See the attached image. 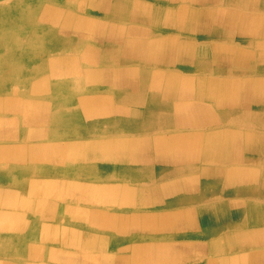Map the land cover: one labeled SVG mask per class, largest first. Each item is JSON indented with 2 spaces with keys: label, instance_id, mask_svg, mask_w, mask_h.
I'll return each mask as SVG.
<instances>
[{
  "label": "bare ground",
  "instance_id": "bare-ground-1",
  "mask_svg": "<svg viewBox=\"0 0 264 264\" xmlns=\"http://www.w3.org/2000/svg\"><path fill=\"white\" fill-rule=\"evenodd\" d=\"M194 1L198 3L207 2V0ZM230 1L231 3L233 1L235 5L239 3L249 6L256 4V0ZM101 6L102 5L95 6L97 9H95V7H92L93 9L90 8L88 14L93 10L95 12L99 11ZM130 7L131 11L126 15L127 17H130L131 20L142 18L147 19V17L151 18L149 15L136 13L135 4L132 5L130 3ZM181 8L183 9L184 14L189 15V18L191 19L198 14L197 11L184 6L180 7V10H177L176 6L167 9L162 25H164L168 31H174L175 29L180 31V28L183 25ZM239 9V7H235L234 12L228 19L212 14L206 16L203 15L199 19L205 17L206 19L204 20H206L207 23H222L225 24L226 28L227 26H231L229 27L231 29H223L221 31L223 34H237L240 37H244L245 40L248 39V35L260 37L264 30V23H262V19L259 18L262 16L245 14L240 18V15L238 14ZM87 15L84 17H79L77 15L75 18L73 10H68L67 8L64 10L60 9L58 12L56 9L50 10L47 15V20L52 26L46 31V36L51 37L55 35L56 31L59 29L70 28L79 35L80 31L84 29V27H87L89 29V33H87V35L90 36L89 39H93L95 34H98L100 35L102 43L105 44V47L108 44L115 45L116 42L118 43V38L114 31L110 30L108 31L109 33L106 32V29H104L105 27L101 26V22H98V25L93 27L96 24L93 23V21H90L91 18H86ZM169 16L172 17L171 20H168ZM23 18L26 21L29 20L26 14H23ZM151 20L158 22L159 17L155 18L153 16ZM30 23H32L31 20ZM33 23H35L34 20ZM190 25L192 27L196 26L195 23ZM192 27L186 29L184 32L191 33ZM238 28L242 29L238 31ZM71 33L69 34L66 32L63 37L70 38L72 37ZM185 43H190V45H185ZM74 45L75 44L72 45V48L74 49L80 47V45ZM165 46L173 47V50L169 51L166 55L163 52ZM190 47L192 49H189L190 51L187 52ZM82 48L83 51H86L84 47ZM108 49H110V51L106 57H104L105 61L113 59L114 56H116V58L120 57L119 55L121 52L113 55L114 49ZM144 49L148 51V55L144 54ZM125 51L126 54H124L126 56H124V58L127 62H129V60L133 61L140 59V57H148L147 60L152 61L154 64H158L164 60L171 61L175 59L185 62L188 66L195 68H203L205 64L199 62L194 65L192 58H196L199 53L210 54L213 61L220 64L219 66L223 72L232 71L241 76H238L237 79H230L223 77L215 78L213 75L207 78L193 77L189 75L188 79L191 80V84L194 86V90L191 93L192 95H189L187 94V90L171 84L172 82L169 81L168 75H166L165 72H162L161 75L157 74L158 77L153 76L150 72L147 75L138 73V77L141 76L139 79L137 78V75L133 73V77L138 80L134 82L132 81L133 79L129 78L128 73H126L127 70L125 72L122 71L124 76L120 72L118 74L119 78L126 86H129V90L123 91V93L119 95L120 98L118 101L123 104L136 102L146 106L140 108L138 111L125 110L123 108H118L117 105H113L116 102L115 97L113 100L101 97L100 95L94 98H89L84 96V94L77 93L76 96H78L79 102L76 109L63 115L58 113L53 119V124H59L64 128L66 134L64 141L62 140L64 144L71 145L72 143L79 142L80 138H73V136H82L79 153L77 150L69 152L67 156L68 158H66L67 161L58 166V172H68L71 174V183L80 186L81 190L86 194V200L90 202H93L96 199L94 188L103 186L99 180H93L95 172L98 171L100 175L107 174L111 176L115 181L107 186L108 189L111 190L108 201L111 204L110 206L116 205L119 209L104 210L96 208L82 213L74 205L65 207L60 204L61 207L55 210H52L53 208L49 210L48 207L44 206L48 202H43V191L40 193V196L37 195L38 192L34 193L29 210H26V207L23 208L15 204L11 205L8 211L4 210V214L0 215V238L3 241L9 240L5 236L9 237L10 234H13L12 238L15 244V252H18L17 254L15 253V258L8 260V263L5 261V264H44V262L39 261L41 254H48L53 258H56L65 252H68L67 256H64L65 258L63 262L57 261L58 264H78L77 258L79 259L81 256L80 252H82V248H86L90 252H99V256L104 257V251L112 242L114 244L116 243V245L118 244L122 246L123 249H127L130 252L142 249L143 244L145 243V247L148 249V255L150 253L159 254V259L155 260L156 264H164V255L174 251L173 246L168 244V242H165L164 238H167V235H169L168 232L174 231V228L179 226V224L175 221H171V218L167 220V217H170L171 214L157 216L156 214L149 213L145 209V205H155L154 208L157 209L162 205L165 197H173L176 193L179 195L167 199L164 201V204L170 206L171 204L176 203L204 200V198H206V193L212 192V189L218 191L219 195H224L223 193L229 192L232 194V197L246 193L249 190H251V192H260L264 190L263 169L252 165L242 166L236 163L240 159L241 153H243L245 147L252 148L261 158L264 157V134L263 136H251V134L247 133L248 130H238L237 128H233L235 126H228L224 123L228 120L239 122V117L244 114L245 108L250 106L253 109H258L257 112L253 114L254 121L259 125L264 126V76L261 77L258 76L261 74L253 73L254 71H257L258 68L263 67L260 63L261 60L258 61L257 58H261L262 61H264V42L256 40L255 45L252 47H238L237 45H233L231 47L223 48L219 46L216 49H213V51H209L206 46L195 49L191 46V42H188V40H182L181 43L178 41L176 35H169L167 38L163 39L161 43H155L149 48H146L144 44L129 43L127 44ZM96 54L89 55L83 53L82 57L84 58L80 61L84 64L81 65L77 72L69 69L66 65H49L48 67L51 71V76L49 77V85L47 89L36 90L38 93H36L37 97L34 96L35 99L32 97L27 98L29 92L28 96L25 98L26 100L29 99L28 101L31 102L30 107H28L29 111L32 112L31 114L44 115L49 108H52L54 103L58 102V100H56L53 104L51 103L56 99L54 97L57 96L58 91L65 90L67 93H73L76 92L77 88V92H79V89L85 88V85L87 84H89V86L92 85L93 87V85L96 84L95 82H97L94 77L98 76V70L90 68L97 67L98 63L96 61ZM257 62H259V64ZM13 71L14 70L11 68L10 70L7 69V72L0 71V98L4 93V85H6L4 83L9 80H17ZM111 72L113 73V71ZM111 72L109 71L107 73L111 74ZM248 73L251 75H246ZM86 74L88 82H86ZM57 76L60 77V79H58ZM149 76L152 77L153 81L149 82ZM207 79H211V84L207 85ZM115 81L117 83V80ZM24 84L26 85V83ZM102 84H104L103 87L110 86L107 80ZM96 88L98 89V87ZM161 90H164V101H161L159 96L156 95L158 94L157 92H161ZM208 90H210V92H208ZM97 91L98 90H96V92ZM25 95L26 93L20 96L24 97ZM47 96L51 97L53 100L49 102ZM186 96H195L203 102H200V104L192 103L188 105H184V103L180 102H169L175 97L181 98ZM206 101H209V104ZM8 103L7 106L6 100L4 103L0 102L1 113L8 111L10 101ZM157 104L162 105L160 109H156ZM216 108L217 111H215ZM209 123H212V126L216 123H223L225 125H215L216 127L183 131L184 128H191L192 126L200 127L201 125ZM176 127H181L182 129L178 130ZM49 131L50 128H48V132ZM134 132L148 134L156 133V135L149 139L143 140L141 138L142 141L138 142L134 137L129 136V134ZM99 133H104L105 135L100 136ZM4 140L6 141V139ZM8 141H10V139ZM148 149L153 150L155 154L154 160L157 159V162H160V164H162L163 161L171 162L172 164H178L179 161H190L194 167H199L201 165L203 172L201 171L198 177L184 176L177 180L166 181L161 185H157L159 188H141L138 184L142 182L139 179V177H141L142 168L144 167L142 158L147 156L146 153ZM76 155L78 156L77 158H75ZM39 161V159L30 155L28 147L22 146L16 148L8 146L7 144H0V170H2V172H9L20 165L22 167L27 165H38ZM229 162L231 165H226V163ZM44 166V163H41L40 166L38 165L39 170L37 172L38 175L36 176L47 182L44 176L46 174ZM205 173L207 175L204 176ZM121 177L122 179L130 178V180L127 181L128 183L116 181ZM131 179L139 180L140 183H133ZM200 179H204V181H202L203 188L198 192L196 190L197 188H194L193 185ZM34 183V180L28 182L30 186H34ZM226 198L227 201L213 202L208 205V208H197V211L204 215L201 218L199 215L197 216L196 214L194 215V213H191L189 215L191 228L193 229L196 227V229L200 231V234L206 236L208 233H211V231H215L216 233L222 231V229L226 227H240L249 222H251L250 225H252L253 222L258 223L259 225H264V213L262 208H258V205L255 202L244 199ZM27 216H29V219ZM31 216L34 217V219H32ZM48 216L49 219H46ZM38 217L40 219H35ZM200 221L207 223L205 228L200 229L201 226L199 228H197L198 225L195 226L196 222L201 224ZM13 223H15V225L18 224L16 230H11L9 226L7 227L8 224L11 225ZM137 224L150 230V234L152 233V235L156 237L154 238V242L153 240L150 242L145 240L147 239L145 237V239H137L140 238L139 236L136 237L134 243L125 245L121 244L120 241L123 238L122 235L130 233H135L136 235L139 233L137 230ZM164 224H167L166 226L169 229L167 232L162 229V226H165ZM36 229L45 230L50 239L60 242L63 245L57 246V244H47L43 238H41V241L43 240L44 244L36 247L34 245L31 246L23 243L24 240L22 236L26 235V238L28 239L31 237L33 238V233ZM99 232L102 235L98 236ZM73 234L79 242L78 249H72L68 243V235L72 236ZM221 234L222 235L218 239L214 238V240L211 241V245L210 242L207 244L208 250L212 252L214 251V253L209 256L205 264H264V250H260L253 254L250 253L251 255L245 253L242 249H240L241 252L238 253H236V250L234 254L221 251L222 248L229 249L232 247H240L249 243L260 244L264 241V230L248 229L244 231L238 230L236 232H224ZM170 236L172 237V234ZM39 240L36 238L33 241ZM7 243L8 242L5 241V244ZM257 247L258 246H256V248ZM204 248L206 247H202V249ZM20 251H23L21 255L19 254ZM174 253L177 254L178 252L175 251ZM144 256V254L138 251L135 258H137L138 261H142ZM173 258L174 259L171 258V260H175V263L178 264V258ZM151 264L153 263L151 262Z\"/></svg>",
  "mask_w": 264,
  "mask_h": 264
},
{
  "label": "rangeland",
  "instance_id": "rangeland-1",
  "mask_svg": "<svg viewBox=\"0 0 264 264\" xmlns=\"http://www.w3.org/2000/svg\"><path fill=\"white\" fill-rule=\"evenodd\" d=\"M66 1L67 0H44V1L43 0H0V71L7 72V69L10 70L11 68L14 70L13 72L17 79L15 81L9 80L4 83L6 84L4 85L5 87L4 93L2 94L1 97L2 99L0 98V102L2 103H4L6 100L7 106L9 104L8 102L10 101V107L8 111H5L3 113L0 112V144L3 143V144H7L8 146L16 147V148L22 146L28 147L30 155L40 160L38 165L40 166L41 163L45 164L44 167L46 170L45 171L46 174L44 176L45 179L47 180L46 182L45 180H41L38 176H36L38 175L37 172L39 170L37 164L27 165L23 167L21 165L19 166L18 164L19 167L17 168L20 167L22 168L20 169L14 168L9 172H2V170H0V173L1 174L3 173L2 175L0 174V179H2L0 180V215L4 214L3 213L4 210L8 211V209H10V206L15 204L23 208L26 207V210H29L34 193L38 192L37 195L40 196V193H42V191H43L42 195H44L43 202L45 201L48 202L44 206L48 207L49 210L52 208H53L52 210H55L61 207L60 204H62L65 207L74 205L82 213H85L87 210L96 209V208L104 209V210L119 209L118 206L116 205L110 206L111 204L108 201L109 196L111 194V190L108 189L107 186L112 184L113 181H115L111 176L107 174H104L102 176L97 174L98 176L97 175L93 176L94 177L93 180L95 181L99 180L103 186L94 188V193H96V199L93 202H90L86 200L85 198L86 194H84L85 192L81 190L80 186L71 183L72 181L71 174H69L68 172H61V173L58 172V166L64 164V162L67 161L66 158H68L67 156L69 152H73L74 150H77V152L79 153L81 148L80 141H82V136L72 135L73 138L79 137L80 141L78 139L79 142H75L74 144L73 143L71 145L64 144L63 141L66 135L64 132V128L59 124H53V119L54 116L58 113L63 115L66 114L67 112H71L76 109L79 102L78 96H76V92L78 91V88L76 89V92H73L75 93L74 95L73 94L71 95V93H67L65 90L58 91L57 96L59 98L55 96L54 98L56 99H54V101H52L53 99L51 97L47 96L48 97L47 100L49 102L52 101L51 102L52 104L53 102H56V100H58V102L54 103L52 108H49L47 112L44 113V115L31 114L32 112H30L28 109V107H30L31 102L28 101L29 99L28 100L25 99L28 96V92H29V96L27 98L29 97L34 98V96H36V93H38L36 92V90L47 89L49 85V77L51 76V71L48 67L49 65H59V64L66 65L69 69L75 72H77V70H79L80 68L78 61L80 57V50H79L80 47L76 49L72 48L73 44H75L74 46L80 45V39L78 34H76L70 28V29H59L56 31L55 35L51 37L46 36V31L52 26L51 23H48L47 20L48 18L47 15L49 11L56 9L58 12L60 9L64 10L66 8H71L72 7L70 4L71 2L79 3V0H74V1L69 0L65 4ZM23 14H26L29 20L27 21L24 20ZM30 20L32 21V23H30ZM33 20L35 23H33ZM110 21L107 24H111ZM66 32H68L69 34L71 33L72 37L64 38L63 36H65ZM248 36H247L248 39L245 40L246 43L254 46L256 42L255 36L254 37L251 35ZM251 38L255 39L254 44H251L249 42L251 40H254ZM87 41L90 40L87 39ZM185 45H190V43H185ZM203 46L205 45L202 46L199 45V47H203ZM58 79H60V77H58ZM24 83H26V85ZM25 93L26 95L24 97L20 96ZM257 110L258 109H253L250 106L246 107L244 114L239 117L240 118L239 122L235 120H228L224 123L227 124L230 122H236L242 125H247V124L259 125L253 119L254 118L253 114H255ZM48 128H50V131L52 133L50 131L48 132ZM243 128L251 131H259V132L264 131L263 128H257L253 126H245ZM238 130L246 131L241 128H239ZM247 133L254 134L255 136H259V134L256 132L252 133L247 131ZM99 135L102 136L103 133H99ZM4 139H6V141ZM9 139L10 141H8ZM77 157L78 156L76 155L75 158ZM245 159L254 160V161L262 160L264 163V157L261 158L259 154L250 147L248 148L245 147L243 149V153H241L238 162L245 161ZM142 161L144 167L142 168L141 177H139V179L140 181H142L141 183L145 184V182H150L151 178L149 176L146 177L143 174V171L147 168L148 164L152 163V161L148 160L146 157H143ZM155 161L157 165L160 164V162H157V159ZM229 164L230 162L226 163V165ZM154 166L155 165L153 164L151 167H148L146 170L147 173L152 174L153 171L155 170ZM159 166H161V164ZM188 167L189 168L193 167L190 161H185V162L179 161L178 164H172L171 162H167V169H162L161 171L158 170L160 173L159 176L166 178L175 174H181ZM121 178L116 181L123 182L124 180L122 181ZM30 180L31 181L34 180L35 182L34 186H30V184H28V182H31ZM126 180H130V178H126ZM131 181L133 183H140L139 180H135V179H131ZM125 183L128 182L126 181ZM212 193L213 191L206 193V198H204V200L209 201L208 198L210 197L214 199L213 200L210 198L212 200L211 203L227 201L226 197L235 198L239 200H243V199L250 200L252 202H255L258 205V208H262V211L264 213V190L260 192L257 191L251 192V190H249L248 192L243 193L241 195H235V197H232V194L229 192L223 193L224 195H219V192L214 190V194ZM178 195L179 194L176 193V195H174L173 197H176ZM173 197H165L163 199L162 205L168 206L167 204H164L165 203L164 201ZM166 203H170V202H166ZM182 203L171 204L170 206L172 205L176 206ZM198 204L199 206H202L201 205L202 202H198ZM154 206L155 205H153V207ZM145 209L148 212L151 211L150 210L151 208H145ZM166 209H170L169 211L176 212L178 215L181 214L179 215L181 216L180 219L181 221H185L184 218L187 216V214L188 215L190 214L188 213L189 211L185 214H183V212L181 213L180 211L184 210L181 205L177 207H169ZM185 211H187V209H185ZM199 214H200V218L204 216L201 213ZM27 217L29 219V216ZM32 219H34V217H32ZM35 219H40V218L38 217ZM46 219H49V216ZM250 223L251 222L245 223L244 227H241V229L246 230L248 227L251 230H264L263 224L259 225L258 223L253 222L252 225H250ZM14 225L15 223L11 225L8 224L7 227L9 226L11 230H16L18 228V224H16L15 226ZM137 225H138L137 230L140 234L137 233L135 235V233L134 234L130 233V234L122 235L123 238L120 241L121 244L125 245L129 243H134L136 237L139 236L140 238L137 239H141L145 237L147 238V239L144 238L145 240H148L149 242L153 240L154 242V236L152 235V233L150 234L149 229L143 227L142 225L139 224ZM202 226H204V224H202ZM182 227L183 230L180 229L181 232L177 231L176 234H173L174 236L172 238L168 240L165 239V242H168V244H171V246H173L174 251L167 253L163 257L164 264H177L175 263V260H171V258L174 259L173 257L178 258V262H179L178 264H205L209 256H211L214 253L208 250L207 244L210 242L211 245V241L214 240V238L218 239L222 235L221 233L228 231L234 232L236 230V228H233L232 230V228L226 227L222 229V231L220 232L215 233V231H211V233H208L205 237H203L201 234H196L195 232L192 233L188 231L186 226H182ZM227 228L229 229L227 230ZM10 235L9 237L5 236L9 240L3 241L0 238V264L3 263L5 264L8 260H12L13 258L16 257V254L18 253L15 252L16 251L14 246L15 244L12 238L13 234ZM100 235L102 234L99 232L98 236ZM209 236L211 237L207 238ZM68 237H69L68 243L71 246V248L78 249L79 242L74 236V234L72 236L68 235ZM22 238L24 240L23 243H26L31 246L34 245L35 247L44 244L43 240L46 241L47 244H57V246L63 245L60 242L50 239L46 231L40 229L38 230L36 229L34 231L33 238L31 237L30 239H28L26 238V235L22 236ZM36 238L40 240L33 241ZM41 238H43L42 241ZM5 241L8 243L5 244ZM145 246L146 245L144 243L142 249H138L135 252H130L127 249L126 250L123 249L122 246L118 244L116 245V243L114 244L112 242L111 245L109 244L108 248L104 251V257H100L99 252H90L88 249L82 248V252H80L81 256L79 257V259L77 258V263L78 264H151L152 262L153 264H156L155 260L159 259L158 257L159 254L150 253L148 255V249ZM256 246L258 247L256 248ZM202 247H206V248L202 249ZM238 249H242L246 252H249V254L250 253L253 254L257 250L259 251L261 249L262 250L264 249V241L261 242L260 244L249 243L247 245H243L240 248L235 247L232 248L231 251L232 250L235 251ZM138 251L145 255L142 261L140 260L138 261V259L135 258L137 256ZM175 251H177L178 253L175 254L174 253ZM221 251L225 252L227 250L226 249L224 250V248H222ZM21 253H23V251L19 252L20 255ZM67 254L68 252L62 253L61 256L59 255L56 258H53L48 254H41L40 255L41 259L39 258V261L44 262V264H58L57 261L63 262L65 258L64 256H67Z\"/></svg>",
  "mask_w": 264,
  "mask_h": 264
},
{
  "label": "crops",
  "instance_id": "crops-1",
  "mask_svg": "<svg viewBox=\"0 0 264 264\" xmlns=\"http://www.w3.org/2000/svg\"><path fill=\"white\" fill-rule=\"evenodd\" d=\"M68 1L69 0H67L65 2V4ZM71 1H74V0H71ZM224 1L223 0H207V2L205 1L202 3H198L194 0H90V2H89V0H79V3H72L71 2L70 4L72 7L67 8V9L73 10L75 18L77 15L79 17H81V16L84 17L88 14L90 8H92V7L94 8L95 6L102 5L101 8L99 9V11L95 12L93 10L91 13H89L90 15L89 14L87 15L86 18H91L90 21H93V23L96 24L93 27H96L98 25V22H101L102 23L101 26L105 27L104 29H106L105 30L106 32L112 30V31H114V33L116 34V36L118 38V43L117 42L115 43L116 46L108 44L109 46L106 45V47H105V44H103L101 41L100 35L95 34V37L93 39H89L90 36L87 35V33H89V31H88L89 29L87 27H84V29H82L80 31L79 38H80V51L81 52H80V57L78 60L79 65L81 67V65L84 64L83 62L80 61L84 58V57H82L83 53L84 54L86 53L89 55H94L97 53L96 54V61L98 63L97 67H92L90 69H97L98 70V76L94 77L97 80V82H95L96 84H94L93 87H92V85L89 86V84H87V85H85V88L79 89L80 91L76 92V95H77V93L84 94V96L89 97V98H94V97H97L98 95H100L101 97L110 98L112 100L115 97L116 102H115V104L112 103L113 105H115V106L117 105L118 108H123L125 110L138 111L140 108H144L146 106L144 104H138L136 102H128L126 104H123V103L118 101V99L120 98L119 95L122 94L123 91L129 90V88H128L129 86H126L121 81V79L119 78L118 74L120 72L122 73V71L125 72L127 70L126 73H128L129 78L133 79L132 81H134V82L138 81L137 78L138 79L141 78V76L138 77V73H142L144 75H147L150 72L153 74V76L158 77L157 74L161 75L162 72H165V74L168 75L169 81L172 82L171 84L176 85L178 88L187 90V92H188L187 94H189V95H192L191 93L194 90V86H193V84H191L192 83L191 80L188 79L189 75L193 76V77H206V78L213 75L215 78L216 77H223V78L237 79L238 76L239 77L241 76L240 74L234 73L232 71L223 72L219 66L220 64L217 62H214L212 59V56H210V54H200L199 53V55L196 56V58H192L194 65L199 63V62L204 63L205 65L203 68L191 67V66H188V64L185 62L178 61L175 59L171 60V61H165L164 60L162 62H159L158 64L157 63L154 64L152 61L147 60L148 57H144V58L140 57L141 60L140 59H136L133 61L129 60V62H127L124 58V56H126L125 50L127 48V44L133 42V43H137L140 45L144 44L146 48H149L151 45H153L155 43H161L163 41V39L167 38L169 35H174V36L176 35L178 41L181 43H182V40H184V41L188 40V42H191V46L195 49H197L199 47V45H201V46L205 45L206 47H208L209 51H211V50L213 51V49H216L219 46L223 47V48L231 47L233 45H237L238 47H243V46L244 47H246V46L252 47V45L245 43L244 37H240L237 34H231V35L223 34L221 32L223 29L227 30V28H229L231 26H229V27L227 26V28H226L225 24L211 23V22L207 23L206 20H204V19H206L205 17L203 19H199V18L202 17L203 15L206 16V15L212 14V15H219L224 19H228L229 17H231V14L234 12V8L239 7L240 9L238 10V14L240 15V18L243 17V15H245V14L246 15H254V16H262L259 18H261L263 21L262 23H264V0H256V4L251 5V6L245 5L242 3L235 5L233 3V1L231 3L230 0H224ZM229 2H230V4H229ZM130 3L132 5L135 4L136 13H139L141 15H149L151 18H153V16L155 18L159 17V21L155 22V20H151V18H148V17H147V19L142 18V19L131 20L130 17H127V15H126L129 11H131L130 10L131 9ZM184 4H186V5H184ZM126 5L129 8H127ZM174 6L177 7V10H180V7L184 6V7H189L190 9L198 12V14L195 17H193V19H191V18H189V15L184 14L183 9L181 8V10H182V13H181L182 14V21H183L182 24L183 25L180 28V31H182V32L177 31L176 29L174 31H168L167 28H165V26L162 25L164 22V19H165V15L167 13L166 12L167 9L174 7ZM109 7H110V9H109ZM95 9H97V8L95 7ZM160 10H161V12H160ZM78 11H80V12H78ZM106 18H109V19H106ZM168 18H169L168 20H171L172 17L169 16ZM109 21L111 22V24H107ZM256 21H257V19H256ZM193 23H195L196 26L192 27L190 25ZM190 27H192L191 34L185 33L184 31H186V29H189ZM237 27H241V26H237ZM263 28H264V25H263ZM229 29H231V28H229ZM241 29L242 28H238V31ZM179 36H182L183 38L179 37ZM87 39H89L90 41H87ZM251 39H254V38H251ZM255 39L261 40L262 42H264V30H263V34L260 37H255ZM255 39L251 40L249 42L251 44H254ZM89 46H90V48H89ZM82 47H84V49L86 51H83ZM108 48L114 49L113 55H116V53L121 52L119 55L120 57L116 58V56H114L113 59H108L105 61L104 57H106V55L110 51V49H108ZM189 49H192V48L191 47L188 48L187 52L190 51ZM145 50L146 49L143 50L144 54L148 55L149 54L148 51L147 50L145 51ZM172 50H173V47H166L165 46V49L163 50V52L166 55L169 51H172ZM98 51H99V53H98ZM101 55L103 56V58ZM257 55H258V53H257ZM159 57H157V58H159ZM121 58H123V59H121ZM142 59H144V60H142ZM257 60L258 61L261 60L260 63H261V65H263V67L258 68L257 71H254L253 73L254 74H261L258 76L263 77L264 76V74H263L264 73V61H262L261 58H257ZM100 63H102V64H100ZM257 63L259 64V62H257ZM109 71L110 72L113 71V73L111 72V74H108L107 72H109ZM133 73H135L137 75V78L133 77V75H134ZM122 74L124 76V73H122ZM246 75H251V74L248 73ZM86 76H87V74L85 75V78H86ZM104 79L108 81V83L110 85L109 87L108 86L103 87L104 84H102V83L105 81ZM115 80H117V83ZM207 80H208V82L205 81L207 83V85L211 84L210 83L211 79H207ZM151 81H153V79L151 76H149V82H151ZM156 81H157V79H156ZM86 82H88L87 78H86ZM86 86H87V88H86ZM96 87H98V89ZM93 88H95V89H93ZM90 90H91V92H90ZM96 90H98L99 92L98 91L96 92ZM108 90H110V91H108ZM85 91H86V93H85ZM93 91H95V92H93ZM208 92H210V90H208ZM157 93L158 94H156V95L159 96L160 100L164 101V99H163L164 90H161V92H157ZM72 94H75V93H71V95ZM169 102H171V103L180 102V103H184V105H188V104H192V103L193 104H200V102H203V101L199 100L195 96H189V97L186 96V97H181V98L175 97L172 100H170ZM206 102L209 104V101H206ZM156 106H157L156 109H160L162 105L157 104ZM215 111H217V108L215 109ZM212 125H213L212 123H209L206 125H201L200 127L192 126V128H186V129L184 128L183 131H189L191 129L216 127V126L225 125V124L216 123L215 124L216 126L215 125L212 126ZM226 125H230L232 127L235 126L233 128H238V129L241 128L243 130H246L243 128L245 126H253V127L264 129V126H261V125H254V124L242 125V124L236 123V122H230V123H227ZM176 129L180 130L182 128L176 127ZM248 132H252V133L256 132L262 136L264 134V131L259 132V131L248 130ZM134 133L129 134V136L134 137L136 139V141H138V142L142 141L141 138L144 140V139H149L152 136L156 135V133H150V134L143 133V132L142 133L136 132L135 134ZM103 135H105V134L103 133ZM251 136H255V135L251 134ZM146 155L148 156V157L146 156V158L150 159L152 161V163L148 164L147 168L151 167L154 164L155 170L153 171L152 174L147 173V171H146L147 168L143 171V174L146 177L149 176L151 179H150V182H145V184L144 183L138 184V186L141 188L142 187L159 188L157 185H161L162 183L169 181V180H172V181L177 180V179L182 178L184 176L198 177L200 175V172L202 171L201 165L199 167L193 166L191 168H189V167L186 168L185 171H183L181 174H175V175L164 178V177L159 176V174H160L159 171H161L162 169H167V162L163 161L161 166L157 165L156 161L154 160L155 154H154L153 150L148 149ZM248 156H250V155H248ZM236 163L238 165H242V166L252 165L254 167H257V168L264 170V163L262 160L254 161V160L245 159V161L236 162ZM256 165H258V166H256ZM97 174L100 175L98 173V171H96L95 175H97ZM205 175H207V174L205 173L204 176ZM100 176H102V175H100ZM205 179H207V178H205ZM122 181H123L122 183H125L128 180L122 179ZM202 181H204V179L203 180H201V179L197 180V182L193 185L194 188H197L196 190L198 192H200L202 190L201 188H203ZM212 191L214 193V189H212ZM210 198H208L209 201L198 200L195 202H187V203L185 202L182 204H178L176 206L161 205L157 209H155L151 205H145L146 207L145 206L144 207L145 208H151L150 209L151 211H149V213L156 214L157 216H165L166 214H171L170 217H167V220L171 218V221H175L177 224H179V226L174 228V231L168 232L169 235H167V238H164V240L165 239L168 240L174 236L173 233L174 234L177 233V231H179L180 229L183 230V227H182L183 225L186 226L188 231H190L192 233L195 232L196 234H200V231L197 230L196 227L193 229L191 228V226H190L191 224L189 223L190 222L189 215L191 213H194V215L196 214L197 216L199 215V217H200L199 213H201V212H198L197 208H201V207L208 208V205H210L212 202L211 199H213V198H211V199ZM198 202H202V204H201L202 206H199ZM179 205H181L184 209L183 211H180L181 213L183 212V214H185L188 211H189L188 213H190L189 215L187 214L188 217L186 216L184 218L185 221L180 220L181 216H179V215H181V214L178 215L176 212L169 211L170 209H166L169 207H177ZM185 209H187V211H185ZM172 223H174V222H172ZM202 224H204V226H202ZM164 225L165 226H162V229L167 232L169 230L168 227L166 226L167 224H164ZM197 225H198L197 228L202 226L200 228V229H202V228L206 227L207 223L202 221L201 224H198V222H196L195 226H197ZM232 227L236 228V230L234 232H236L238 230L244 231L243 229H241V227H244L242 225L240 227L231 226L229 228H232ZM229 228H227V230ZM248 229H246V230H248ZM171 234H172V237L170 236ZM201 235L203 236V234H201ZM203 237H205V236H203ZM210 237L211 236H209L207 238H210ZM154 238H156V237L154 236ZM251 244H253V243H251ZM242 246H240V247H242ZM240 247L238 246L236 248H240ZM232 248H235V247H232ZM232 248H229L230 250L228 248H224V250L225 249L227 250V251H225V253L229 252V254H234L232 252H236V250L231 251ZM230 251H231V253H230ZM238 252H241L240 249H238L236 253H238ZM244 252L249 253L246 251H244ZM256 252H258V250Z\"/></svg>",
  "mask_w": 264,
  "mask_h": 264
}]
</instances>
